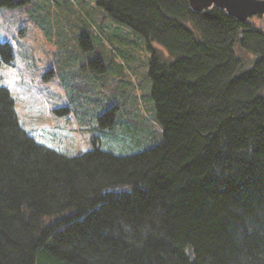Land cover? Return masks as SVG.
<instances>
[{
	"label": "trees",
	"instance_id": "trees-1",
	"mask_svg": "<svg viewBox=\"0 0 264 264\" xmlns=\"http://www.w3.org/2000/svg\"><path fill=\"white\" fill-rule=\"evenodd\" d=\"M96 4V31L83 8L79 40L100 76L78 118L111 130L126 110L125 62L102 33L110 16L151 52L160 139L116 154L95 135L87 151L60 153L23 127L0 82V264H264V14L239 21L188 0ZM14 59L0 39V67Z\"/></svg>",
	"mask_w": 264,
	"mask_h": 264
},
{
	"label": "rangeland",
	"instance_id": "rangeland-1",
	"mask_svg": "<svg viewBox=\"0 0 264 264\" xmlns=\"http://www.w3.org/2000/svg\"><path fill=\"white\" fill-rule=\"evenodd\" d=\"M83 8L93 13L94 28L96 16L104 14L96 0H25L14 6L0 5V39L11 43L15 51L13 64L3 62L0 67V82L10 89L23 127L60 153L74 156L87 151L95 135L101 138L100 147L116 154L143 150L158 141L162 132L145 75L151 52L141 34L110 16L102 33L117 58L125 62L126 110L111 130L101 128L97 119L82 125L78 118V111L86 107V94L95 95L100 76L87 61L92 51L79 40L85 26ZM109 75L117 81L114 73ZM66 106L72 111H57Z\"/></svg>",
	"mask_w": 264,
	"mask_h": 264
},
{
	"label": "water",
	"instance_id": "water-1",
	"mask_svg": "<svg viewBox=\"0 0 264 264\" xmlns=\"http://www.w3.org/2000/svg\"><path fill=\"white\" fill-rule=\"evenodd\" d=\"M188 2L198 11L216 5L239 21H246L252 16L264 14V0H188Z\"/></svg>",
	"mask_w": 264,
	"mask_h": 264
}]
</instances>
